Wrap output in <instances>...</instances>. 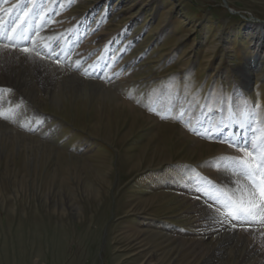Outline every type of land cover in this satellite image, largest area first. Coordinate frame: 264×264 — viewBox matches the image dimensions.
Returning a JSON list of instances; mask_svg holds the SVG:
<instances>
[{
    "label": "rangeland",
    "instance_id": "obj_1",
    "mask_svg": "<svg viewBox=\"0 0 264 264\" xmlns=\"http://www.w3.org/2000/svg\"><path fill=\"white\" fill-rule=\"evenodd\" d=\"M25 3L31 8V0H0L4 27L29 12ZM45 3L56 12L51 23L63 15L82 38L98 35L80 65L109 46L108 71L124 74L116 87L137 113L88 101L84 111L54 114L36 96L43 81L29 68L38 87L33 111L51 131L50 147L0 139V264H205L208 257L231 264L211 254L212 237H197L189 197L222 188L216 178L231 169L219 168L239 154L218 146L250 135L249 121L255 128L264 119V27L251 28L264 25V0ZM254 56L259 64L246 89L241 70Z\"/></svg>",
    "mask_w": 264,
    "mask_h": 264
},
{
    "label": "bare ground",
    "instance_id": "obj_2",
    "mask_svg": "<svg viewBox=\"0 0 264 264\" xmlns=\"http://www.w3.org/2000/svg\"><path fill=\"white\" fill-rule=\"evenodd\" d=\"M225 2L227 3V0H225ZM230 10L232 11V9ZM23 16L22 14L20 17ZM12 17L13 16H10L9 19L11 20ZM31 18L32 22H30V25L29 22L23 24V27L25 29L27 28L26 30H28L30 34L37 25L43 24V21L39 24H35L34 18L36 17L32 16ZM45 18L49 21L47 23L49 26L45 27L43 31L41 30L40 33L44 32L45 36L52 38L51 40H46L45 43L54 46L58 55L48 58L45 49L40 48L39 51L41 55L45 57L44 59L41 60L35 56H30L26 61L21 63V61L24 60L22 55L20 56V60H14L12 54H9L7 57H5L3 51L0 54V58L5 61L6 67L5 69L0 67V89L4 90L3 93L0 94V110H2L4 116L7 117L6 119H0V139L5 138L15 143H20L19 141L28 139L32 144H37L38 147L45 149H49L50 147V142L48 140L51 138V131H46L48 126L44 125L43 117L33 111V107L35 108L37 104L35 100V91L37 89H35V87H38L35 84V78L31 77V72H29V68L31 67L37 69L43 81V90L38 88L41 92L36 96L38 98L41 97L43 100L48 99L51 111L54 114L63 115L65 113L64 115L68 116L70 111L76 113L78 111H84L86 110V103L88 101H95L99 104V108H104L108 111L111 110L116 113L122 110H126L129 115L137 113L131 101L124 98L122 90L118 91L117 89V84L124 85L126 82L124 74H120V76L117 77L116 74L118 70L111 69L108 71L109 61H107L106 55L109 46L106 45L100 55L97 54L98 57L94 61L91 60L88 63L83 62V64L80 65L82 61H85V55L90 51L92 46L93 48L95 47V38L98 35L90 33L85 36L83 35L84 37L82 38V33H78L79 27L74 26L73 28H69L68 26L71 24L66 25L65 22L63 23V15H58V17L54 18L55 21L53 23H51L52 18L50 14L45 15ZM15 20L19 22V17H15ZM0 24L6 26V21L1 22L0 20ZM263 27L264 25L260 24L256 26L251 25L253 29L258 28L261 30ZM53 31H55L56 34ZM255 39H253L255 42L253 44V51L257 52L263 37L259 35L258 39ZM101 42H103V39ZM26 46L29 48L32 47L31 43H28ZM83 49L84 52H81ZM57 59H59V63L55 64L54 62H57ZM258 61V56H254V58L248 62V64L246 63L241 70L246 89H248L253 79V73L258 68ZM116 80L119 81L115 83ZM74 101L79 103L74 104ZM139 116L144 119V121H142L145 123L143 126H147L149 119L143 118L142 114ZM149 117L150 116H148V118ZM169 130L171 129H168V132ZM182 131L183 134H185L184 136H188L189 139L195 140L193 134L187 133L184 129ZM234 136L243 138L239 135H233V137ZM205 142L206 141H203L202 143L205 145ZM22 144L24 145V143ZM218 147L219 151H228L230 153L242 155V153H238L236 149L229 147V145L220 144ZM224 161L225 160H223V162ZM223 162L222 167L219 166L221 171L225 169V167L226 169L228 167L227 163ZM226 169L225 171H227ZM233 172V169H231V172L227 173L223 171V173H219V177L216 178L229 195H231V192L228 191L229 182L226 178ZM206 191L215 192L213 188H210L205 189V191H195L189 197H192L191 199H193V201L196 200V205L192 204L193 201L190 203L194 210L193 221H196L198 226L196 232L198 233L197 237L199 240L201 241L204 238L212 237L213 242L210 252L211 254H219L221 260L228 261L231 259L233 260V264H264V237L260 235V233H264V225H237L235 228L231 227L229 224L221 226L219 223L212 220L211 215L207 211V204L211 203V200L205 195ZM216 262L218 261L208 257L205 264H216Z\"/></svg>",
    "mask_w": 264,
    "mask_h": 264
},
{
    "label": "snow or ice",
    "instance_id": "obj_3",
    "mask_svg": "<svg viewBox=\"0 0 264 264\" xmlns=\"http://www.w3.org/2000/svg\"><path fill=\"white\" fill-rule=\"evenodd\" d=\"M59 4L60 0H56ZM29 9L25 16L19 18V22L10 21L11 27L6 28L0 24V50L3 51L5 57L12 54L14 60H20L22 55L23 63L30 56L38 59H44L39 51L40 48L45 49L48 58L58 55L54 46L45 43L51 40L50 37L40 35L42 27L49 22L45 18V12L55 15V9H48L45 0H31V8L28 3L23 6ZM30 13V14H29ZM35 16L43 20L42 25H37L29 33L23 27L25 22H30L31 17ZM31 43L32 47L26 46ZM59 63V59H57ZM0 89V94L3 93ZM11 91V90H8ZM255 107V105H254ZM254 117L255 113L249 114ZM3 111L0 110V119H6ZM241 128L245 127L244 122H238ZM256 123L254 119L249 121L248 131L250 135H243V138L228 137L225 143L229 147L236 149L242 155L225 157L227 165L234 170L226 179L228 180V195L223 188L215 189V192H205L211 200L207 204V211L211 215L212 220L221 226L229 224L235 228L237 225H264V119L259 122L255 128L251 124ZM219 183V181H217ZM264 237V233H260Z\"/></svg>",
    "mask_w": 264,
    "mask_h": 264
},
{
    "label": "water",
    "instance_id": "obj_4",
    "mask_svg": "<svg viewBox=\"0 0 264 264\" xmlns=\"http://www.w3.org/2000/svg\"><path fill=\"white\" fill-rule=\"evenodd\" d=\"M223 4L225 7H227V3L225 2V0H222Z\"/></svg>",
    "mask_w": 264,
    "mask_h": 264
}]
</instances>
